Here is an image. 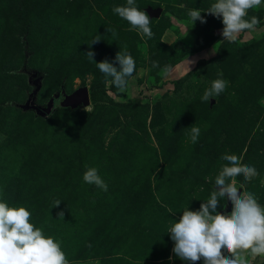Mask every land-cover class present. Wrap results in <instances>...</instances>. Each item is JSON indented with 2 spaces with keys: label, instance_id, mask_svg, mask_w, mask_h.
Returning <instances> with one entry per match:
<instances>
[{
  "label": "rangeland",
  "instance_id": "obj_1",
  "mask_svg": "<svg viewBox=\"0 0 264 264\" xmlns=\"http://www.w3.org/2000/svg\"><path fill=\"white\" fill-rule=\"evenodd\" d=\"M214 2L135 0L148 38L113 13L127 0H0V201L27 208L69 264H191L175 256L168 230L210 198L224 154L256 168L252 180L235 179L264 206V6L248 12L260 21L254 30L223 40L222 18L204 13ZM194 9L206 23L191 24ZM125 46L136 71L121 92L95 63ZM218 73L228 87L203 101ZM29 79L39 80L37 106L54 98L44 118L24 109ZM80 88L96 89L89 105L65 108L61 96ZM91 167L107 192L84 182ZM231 210L225 196L217 212Z\"/></svg>",
  "mask_w": 264,
  "mask_h": 264
},
{
  "label": "clouds",
  "instance_id": "obj_2",
  "mask_svg": "<svg viewBox=\"0 0 264 264\" xmlns=\"http://www.w3.org/2000/svg\"><path fill=\"white\" fill-rule=\"evenodd\" d=\"M261 6H264V0H215L204 13L222 18L223 40H235L239 33L254 30L260 23L256 16L250 20L246 17L250 9ZM112 11L131 25L130 31L137 30L148 38L153 37L150 18L136 7L135 0H127V6H115ZM201 13L198 9L189 10L192 25L196 21L206 23ZM107 31L115 35L114 30ZM99 37L92 44L98 43L101 40ZM94 56L92 51L86 54L92 62ZM115 63L119 64V69L114 66ZM95 64L105 76V82L121 92L127 86V79L136 71L135 60L126 46L116 54L114 62L105 60ZM153 67H158V64L153 62ZM162 71L168 73L170 66H165ZM217 75L211 87L205 90L203 101L209 102L228 87L229 82L219 78L223 73ZM199 134L200 129L191 126L192 143L198 141ZM221 159L227 163L215 177L210 198L200 204L198 211H190L187 207L179 221L168 230L174 241L172 251L182 261L196 264L203 259L204 264H249L248 256H264V206L258 203L253 193L244 190V184L238 186L235 179L242 175L245 181H250L258 172L254 166L242 164L235 154H224ZM83 180L104 192L108 191L107 183L95 167L87 168ZM240 189H243L242 193ZM225 196L232 205L230 214L217 212ZM59 204L60 201H56V207ZM31 215L23 206L12 207L0 201V264H69L61 242L46 236L41 228L31 223ZM58 216H63V212Z\"/></svg>",
  "mask_w": 264,
  "mask_h": 264
},
{
  "label": "water",
  "instance_id": "obj_3",
  "mask_svg": "<svg viewBox=\"0 0 264 264\" xmlns=\"http://www.w3.org/2000/svg\"><path fill=\"white\" fill-rule=\"evenodd\" d=\"M148 13L152 17H157L159 16L160 12L159 11H153L151 9L148 10ZM39 91V88H35L28 96L26 103L24 105V109L26 110H34L35 113L39 117H46V115H49L52 107L54 105V98H50L49 102L47 104L46 108H41L35 104L36 100V95L37 92ZM65 107L70 108V109H77L79 107H86L90 103V97H89V92L87 88H80L74 92H72L69 95H66L63 97V102H62Z\"/></svg>",
  "mask_w": 264,
  "mask_h": 264
},
{
  "label": "trees",
  "instance_id": "obj_4",
  "mask_svg": "<svg viewBox=\"0 0 264 264\" xmlns=\"http://www.w3.org/2000/svg\"><path fill=\"white\" fill-rule=\"evenodd\" d=\"M21 17H20V19L23 21V24H24V28H25V32H24V37H26V35H27V32H28V28H29V26H30V21L28 20V19H26V18H24L22 15H20ZM24 40V42H26L27 40L24 38L23 39ZM28 83L30 84V85H35V88H39V80H31V79H29L28 80ZM89 94H90V96H94L95 95V92H96V89H89ZM63 96V95H62ZM61 96V97H62ZM6 107H9L10 105L9 104H6L5 105ZM65 108H67V107H65Z\"/></svg>",
  "mask_w": 264,
  "mask_h": 264
},
{
  "label": "flooded vegetation",
  "instance_id": "obj_5",
  "mask_svg": "<svg viewBox=\"0 0 264 264\" xmlns=\"http://www.w3.org/2000/svg\"><path fill=\"white\" fill-rule=\"evenodd\" d=\"M64 96H62L60 99H62Z\"/></svg>",
  "mask_w": 264,
  "mask_h": 264
}]
</instances>
